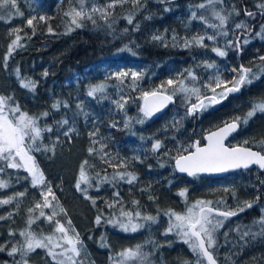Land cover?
Masks as SVG:
<instances>
[{"label": "trees", "instance_id": "1", "mask_svg": "<svg viewBox=\"0 0 264 264\" xmlns=\"http://www.w3.org/2000/svg\"><path fill=\"white\" fill-rule=\"evenodd\" d=\"M111 3L113 0H17V9L0 10V51L8 55L7 60L2 58L0 62V95L10 98L7 108L18 106L29 112L41 121L42 129L60 116L73 114L77 124V132L71 133L73 141H79L86 149H94L93 159L107 169L104 172L97 165L93 170L88 168L90 174L101 180L103 190L91 193L94 200H84L73 183L77 163L69 173L72 181L62 178L65 174L59 158L64 151L62 141L68 143L66 137L60 136L61 141L53 142L52 133L42 132L37 143L42 149L50 150L32 153L39 160L56 200L69 210L80 240L89 249V257L95 258V263L90 260L84 264H115L120 252L137 245L142 246L147 260L137 259L126 264H196V255L176 234L177 230L166 231L176 223L171 213L185 212L180 207H186L185 203L193 200L210 201V207L223 212H243L236 218L213 214L212 218L222 224L213 233L215 243L210 250L220 264H264V235L260 234L259 223L264 219V173L259 169L232 173L228 176L231 187L224 189L212 185L219 180L179 176L174 159L192 152V145L197 141L204 145L208 132L236 117L244 118L254 104L264 101V73L259 71L264 68V61L260 60L264 57L261 28L264 10L258 7L264 0H223L211 6L207 0H118L114 7L108 8ZM200 4L206 7L199 8ZM81 7L92 15L95 23L83 19L82 27L71 25V17L65 13ZM93 7L107 9V18H102L100 12L92 13ZM17 10L22 13L19 18ZM213 11L228 16L224 26H220ZM246 11L254 16L245 15ZM41 16L45 20H40ZM32 17L36 19L29 27L27 20ZM128 17H132L131 24ZM240 22L247 28L237 29L235 25ZM49 26L53 29L51 33ZM252 29L253 40L244 43ZM225 31L227 36L220 34ZM17 34L21 37V46L9 55V45ZM199 36L205 37L206 47L195 43L185 46L186 40ZM208 36L216 39L208 40ZM228 41L233 46L229 47ZM213 47L222 48L227 55L219 57L212 51ZM205 62L215 63L217 68L207 69L203 66ZM241 65L253 72L257 70L255 73L260 78L243 85L240 93H229L206 110L189 115L188 108L196 102V97L191 96L189 102L185 93L176 91L173 104L161 116L144 117L141 111L145 92L164 85L166 94L173 93V86L166 83L169 79L183 80L188 87L200 88L202 96H210L212 93L204 86L217 71L223 80L232 81L236 73L231 69ZM186 70L194 72L197 79L192 81ZM119 72L129 75L118 77ZM133 72L141 75L134 78ZM29 81L34 83V88L23 87ZM101 85L103 92L88 96L91 87ZM55 101L62 105L60 111L53 107ZM117 101L123 103V108ZM95 118L103 121L102 128L93 127ZM240 126L231 143L264 152V143H261L264 113L251 117L247 123L241 119ZM103 132H109L110 136L105 138ZM157 141L161 147L154 151L153 144ZM0 167H4L0 180L8 184L7 188L0 189V200L15 197L11 203L0 205V216L7 217L0 220V246L4 247L0 251V264H18L22 262L21 255L8 253L23 243L20 232L29 230L37 238L52 235L55 221L67 224L68 217L55 215L50 223L46 217L52 215L51 207L43 208V217L39 215L40 209L29 212L36 203H43L41 192L32 186L27 173L7 168L4 162H0ZM117 172L132 173L136 180L132 183L113 180ZM100 174H106L108 179ZM181 191L185 192L184 196L180 195ZM20 192L25 195L17 196ZM245 202L252 203V207H245ZM77 203L81 206H73ZM240 208L244 210L239 211ZM121 211L132 213L133 223L144 226L135 232H125L118 224L109 223L110 220L126 222ZM136 212L141 214L140 218L135 217ZM97 216L101 217L99 224ZM144 216H153L155 221H145ZM30 218L34 223L29 226ZM10 232L14 235H9ZM246 232L248 235H244ZM26 258L29 264H55L42 248ZM77 264L81 263L77 261ZM201 264L207 262L202 259Z\"/></svg>", "mask_w": 264, "mask_h": 264}, {"label": "snow or ice", "instance_id": "2", "mask_svg": "<svg viewBox=\"0 0 264 264\" xmlns=\"http://www.w3.org/2000/svg\"><path fill=\"white\" fill-rule=\"evenodd\" d=\"M118 0H113V3L108 5V8L114 7L115 3ZM223 0H207V5L211 6L216 3H222ZM199 8H205V4H200ZM258 7L264 10V4H259ZM3 9H17V0H0V10ZM92 13L100 12L102 18H107L108 12L107 9H98L93 7L91 9ZM238 16L240 13L238 11L235 12ZM17 15H22L17 10ZM65 15L70 16L71 25H75L76 27H82L80 21L83 19L91 20L92 23H95L92 15L84 10L83 7L80 10L72 9L70 12L65 13ZM245 15L252 17L254 13L245 12ZM193 18L196 17V13H192ZM213 16L219 20L220 26H224L228 20L227 15H222L221 12L213 11ZM2 18V17H0ZM36 17H32L27 20V25L29 27L33 26L34 20ZM40 20H45V17H39ZM201 20H204V17H200ZM128 23H132V17H128ZM212 27H216V25H211ZM237 29L247 28V25L243 22L237 23L235 25ZM262 30H264V25L261 26ZM71 30V29H69ZM18 30H13V32H17ZM35 31V29H33ZM53 29L49 26L48 32L51 33ZM221 35L227 36L228 33L222 32ZM159 37H154V39H158ZM208 40H215V36L206 37ZM205 37H193L192 41H185V46H188L190 43L198 44L202 47H206L203 44ZM21 37L17 34L15 35V39L12 40L9 45V55L12 51L20 47ZM244 43H248L247 40ZM228 46H233L232 41L227 42ZM236 47L239 46V38L237 39ZM212 51L216 53L219 57H225L227 52L220 47H213ZM7 60V57H5ZM261 61H264V57H260ZM207 69L217 68L215 63L205 62L203 65ZM233 73L236 75L233 77L232 81H225L221 78V75L217 71V73L212 78L210 83L205 84V88L208 89L212 95H201L200 88L192 86L188 87L183 80L173 81L169 79L166 83L169 86H173V93L171 95L166 94L167 89L164 85H161L157 90L151 92H145L143 95V99L145 101L144 107L141 109L144 117H151L155 112L160 111L163 107H165L169 102H172L173 95H175L176 91L185 93L186 100L191 99V96L196 97V102L191 103L188 108V114H194L196 112L206 110L211 105L219 103L220 100L226 98V96L231 92H237L240 88L252 82L253 79L258 78L257 74L253 72V69L244 67L243 65L239 66V68L231 69ZM259 71L264 73V68H260ZM187 76L195 81L197 79L194 72L190 70H186ZM46 75V73H45ZM129 75L127 72H119L117 73L118 77H124ZM131 75L134 78H139L140 73L133 72ZM231 84V87L227 85ZM23 87L25 88H34L35 85L31 81L27 83H23ZM221 91H217V89H221ZM103 86L93 87L89 92L88 96H94L97 92H103ZM10 98H6L0 96V162H4V166L11 169H23L28 173L31 178V184L33 187L45 185V177L43 172L40 170L35 156L32 154L33 152H40L42 150H50L47 147L42 149L41 145L37 142L41 139L42 132H50L52 129L50 127L40 128L37 125V119L34 117L28 116L26 113H20L19 107L7 108V101ZM120 108H123V103L119 101L116 102ZM54 108L59 107L58 104L53 105ZM257 112L264 113V101L258 102L254 104L251 110L246 114L244 118L236 117L231 122H226L223 127H219L215 131H210L204 139L207 141L206 145L201 147L199 141L195 142L192 147L195 148L194 152H190L187 155H177L175 159V166L180 172H185L190 176L196 175L200 172H224L229 169L235 168H248L250 165H258L261 169H264V152L261 151H253L251 148L245 147H232L229 148L225 146V140L232 133L235 132L241 119H243L244 123H247L248 119L253 117ZM17 113H20L18 116ZM44 116H47L48 113H43ZM143 123V120L139 121ZM62 125L68 124V120H63ZM115 127V125H112ZM127 127V124H125ZM71 131V129L69 130ZM65 135H68L65 132ZM95 133H90V136H94ZM247 143V142H246ZM261 143H264L262 141ZM161 147L159 141L153 144V150H158ZM94 149L90 148L89 153L91 154ZM87 164V161L84 162ZM4 171V167H0V172ZM127 176V182L132 183L136 180V176L132 173H120L117 172L115 176L112 177L113 180L125 179ZM27 179V177H25ZM105 180L108 179L107 176L104 177ZM87 184L91 187V183L89 177L87 176L84 165H81L79 178L76 182V189L80 191L86 192V189H82L81 185ZM46 191L41 192V196L43 197V203H36L33 209H29V212H33L36 209H40V216H45L43 208L52 207V203L49 200L51 197L52 200H56V197L52 191L50 185H45ZM7 182L0 180V189L7 188ZM19 197H23L25 195L24 192H20L16 194ZM119 196V193H116ZM181 196L185 195L184 191L180 192ZM15 197H9L8 199L0 200V205H7L12 202ZM211 202L205 201H197L193 207L188 209L187 214L180 215L176 213H171L172 216L175 217V224L169 226L166 230L167 232H172L173 229H176V234L181 237L184 243L189 244L192 252L196 255L197 261L196 264H201V260H206L207 264H216V260L213 257L210 249L213 247L215 240L213 237V233L216 229L222 224V221L214 220L213 214L216 216L222 217H231L237 215L236 211H218L210 207ZM93 205H95V201H93ZM111 206V205H110ZM245 207L251 208L252 203L245 202ZM194 209H198L195 211ZM244 208H240L239 211H243ZM61 212H64V209L61 208ZM57 213L53 212L52 215L47 216V220L51 223L53 222V217ZM66 215V212H65ZM11 216V214H9ZM121 216L126 218V222L124 220L118 221H109V223L118 224L119 227L127 232L132 231L135 232L139 228L143 227V224L133 223V214L129 212L121 211ZM135 217L140 218L141 214L139 212L135 213ZM7 217L0 216V220L6 219ZM145 221H155V217L153 216H144L142 217ZM101 220L100 216L96 217V223L99 224ZM34 223V221L30 218L28 220L29 226ZM261 224V235H264V219L260 222ZM68 225L71 226V220L68 221ZM73 232L74 235H70L69 232ZM56 233H59V236H56ZM9 235H14V233L10 232ZM244 235H248L246 232ZM20 236L24 237V241L20 244L19 247H12L9 251V255H15L19 253L22 257V262H18V264H29L28 257L29 253L34 252L38 248L46 249L47 255L52 258L55 264H77L75 257L80 255L81 247L83 242L79 238V234L75 233V230L71 227L66 228L64 224L59 221H55V228L52 235L43 236L42 238H37L35 234L29 230H25L20 232ZM62 241V242H61ZM60 249V251H57ZM4 247L0 246V251H3ZM71 253V255H69ZM119 260L115 262V264H126L127 261L132 260H140L141 262L147 260V254L142 252V246L137 245L134 249L128 248L118 254Z\"/></svg>", "mask_w": 264, "mask_h": 264}, {"label": "rangeland", "instance_id": "3", "mask_svg": "<svg viewBox=\"0 0 264 264\" xmlns=\"http://www.w3.org/2000/svg\"><path fill=\"white\" fill-rule=\"evenodd\" d=\"M19 17H20V15H18V18ZM5 57H8V55L5 56V51L4 50L0 51V62H1L2 58H5ZM93 87H96V86H93ZM93 87H91L90 90ZM54 104L59 105V107L55 108L56 111H60L62 109V105H60V103L55 101ZM19 109H20V113H26L28 116L31 117L29 112L22 110L21 108H19ZM20 113H17L16 115L18 116ZM51 115H53L52 117L55 118L54 113H51ZM58 118L54 119V121H53L54 123H52L51 125H48V127H50L52 129V131H50V133H52V134H50L51 135V141H53V142L61 141L60 136L66 137L68 139V143L62 141L63 142L62 144L64 146V149H63L64 151H63V153H61V155H60L61 157L59 158V160L63 163L60 165V167L62 168V173L65 174L62 176V178L66 179L67 181H72V178L70 177L69 173H70V170L72 169V167L77 163V167H76L77 176L74 177V181H73V183H76L78 178H79V172H80L81 165L83 164L85 172H86L87 176L89 177L91 187H89L87 184H82L81 188L86 189V192L80 191V190H78L77 192L82 194L84 200H86V199L94 200V198L91 197V193L101 191V190H103V187H102L101 180L97 177V175L95 176V174H93V175H92V173L90 174L88 168H91L93 170V169H95V165H97V166H99L98 168L104 172H106L107 169L104 166H100L99 162H97L93 159L94 158L93 152L90 154L89 149H86V147L80 146L78 144V143H80L79 141L78 142L73 141V137L71 136V133L77 132V129H76L77 124H76V120H75L73 114L68 113L66 117L60 116ZM65 119L68 120V124L62 125L61 122ZM41 124H42L41 121L37 119V125L40 128H42ZM92 125H93V127L102 128L103 127V121L99 120L98 118H95ZM70 129H71V131H69ZM65 132H67L68 135H65ZM103 135L105 138H108V136H110V133L109 132H103ZM41 137H42V135H41ZM85 161H87V164L84 163ZM36 162H37L40 170L43 172V168H42L38 159H36ZM13 170H16V171L21 170V171L25 172L23 169H19V170L13 169ZM25 173H27V172H25ZM43 174H44V172H43ZM100 175H102L104 177L106 176V174H100ZM44 177H45V175H44ZM127 179H128L127 176H125V179H123V180L125 182H127ZM229 182H230L229 178H227V179L224 178V179H221L217 182H213L212 185H214L216 187L224 188V189H230L231 185L229 184ZM45 185H50V184H48L45 180ZM45 185H40V186H36V187H37V189H39L40 192H43V191H46ZM49 200L52 203L51 214L53 212H55V213H57L56 215H65V212H66V216L68 217V219H67V224H64L65 227L66 228L71 227L72 229L75 230V233L79 234V231L74 226L73 221L70 217L69 210L66 208V206L63 203H61L58 199L52 200L51 197H49ZM196 202L197 201H194V200L191 201L190 203L187 201L185 203L186 207H184V206L180 207V208H182L181 210L185 211V212H178V214H180V215L187 214L188 209L193 207V205H195ZM205 202H208V201H205ZM73 206H81V204L77 203V204H74ZM61 208L64 209V212H61ZM194 210L198 211V209H194ZM69 220H71V226L68 225ZM116 221H118V220H116ZM69 234L74 235V233L71 231L69 232ZM89 254H90L89 249L86 246V243L83 242L82 247H81V251H80V255L78 257H75V259H76V261L80 262L81 264H84L85 262H90V260H92V262L95 263V258L93 256L89 257ZM69 255H71V253H69Z\"/></svg>", "mask_w": 264, "mask_h": 264}, {"label": "water", "instance_id": "4", "mask_svg": "<svg viewBox=\"0 0 264 264\" xmlns=\"http://www.w3.org/2000/svg\"><path fill=\"white\" fill-rule=\"evenodd\" d=\"M173 102H174V99L172 100V102H169L165 107H163L160 111H157V112H155L151 117L152 118H157V117H159V116H161L162 114H164L165 112H167L169 109H170V107H171V105L173 104ZM144 104H145V101H144V99H143V102H142V107H144ZM224 125H222V126H220V127H223ZM240 123H239V125H238V127H237V129H236V131L235 132H232L228 137H227V139L225 140V146H227V147H229V148H232V147H230V146H228V142L230 141V140H232L235 136H236V134L239 132V130H240ZM219 128V127H218ZM218 128H216V129H214V130H212V131H215V130H217ZM209 133V132H208ZM207 133V134H208ZM206 134V135H207ZM205 135V136H206ZM205 140V139H204ZM206 143H207V141L205 140V144L204 145H200L201 147H203V146H205L206 145ZM237 147H243V146H237ZM245 148H248V147H245ZM253 150V149H252ZM195 151V148H194V150L192 151V152H194ZM253 151H256V150H253ZM189 154V153H188ZM187 155V154H186ZM253 167H259L258 165H255V164H253V165H250L248 168H253ZM248 168H243V167H241V168H235V169H229V170H227V171H224V172H200V173H197L196 175H193V176H200L201 178H209V179H221V178H223V177H225V176H227V175H229V174H231V173H234V172H236V171H238V170H241V169H248ZM175 169H176V171H177V173H178V175L179 176H181V177H185V178H191V177H193V176H190V175H188L187 173H185V172H180L177 168H176V166H175ZM261 169V168H260ZM261 172L262 173H264V169H261ZM219 211V210H218ZM221 212H223V211H221ZM241 214H243V212H238L237 213V215H235V216H231V217H227V218H236L237 216H239V215H241ZM220 217H222V216H220ZM211 251V250H210ZM213 254V253H212ZM213 257H214V259L216 260V264H220L218 261H217V259H216V257H215V255L213 254ZM206 261V260H205ZM207 262V261H206Z\"/></svg>", "mask_w": 264, "mask_h": 264}, {"label": "flooded vegetation", "instance_id": "5", "mask_svg": "<svg viewBox=\"0 0 264 264\" xmlns=\"http://www.w3.org/2000/svg\"><path fill=\"white\" fill-rule=\"evenodd\" d=\"M238 2L240 1V0H237ZM243 8H246L245 7V5L243 4ZM253 26V25H252ZM254 27V26H253ZM254 30L252 29V31H251V34H248L247 35V37H245V39H244V41L245 40H247L248 42L249 41H251V40H253V38H254V35H255V33L252 35V32H253ZM239 39H241L240 37H239ZM243 40V39H242ZM240 42V41H239ZM255 72H257V70L255 71ZM258 78H260L259 76H258ZM260 81V80H259ZM254 86H255V84H253ZM241 89H242V87L240 88V90L239 91H237L238 93H240L241 92ZM262 112H258V113H256V115H254L253 117H257L259 114H261ZM241 128V127H240ZM238 134V133H237ZM236 134V135H237ZM233 140V139H232ZM232 140H230L229 142H228V146H230V147H237V146H243V145H237V143H231L232 142ZM230 143V144H229ZM243 147H246V146H243ZM249 148V147H248ZM252 149V148H251ZM253 150H255V149H253ZM256 151H258V150H256ZM252 169H259V171H261V169H260V167H253V168H248V169H241V170H238V171H236V172H239V174H242L243 172H246L247 170H252ZM235 173V172H234ZM232 174V173H231ZM230 175V174H229ZM229 175H227V176H225V177H223V178H221V179H227L228 178V176ZM221 179H219V180H221ZM212 180H214V179H212ZM258 205V204H257ZM257 205H254V206H257Z\"/></svg>", "mask_w": 264, "mask_h": 264}]
</instances>
